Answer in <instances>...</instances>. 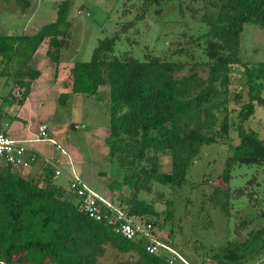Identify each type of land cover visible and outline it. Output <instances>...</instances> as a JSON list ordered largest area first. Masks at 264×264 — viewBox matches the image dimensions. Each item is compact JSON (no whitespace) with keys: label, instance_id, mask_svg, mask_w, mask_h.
Segmentation results:
<instances>
[{"label":"trees","instance_id":"1","mask_svg":"<svg viewBox=\"0 0 264 264\" xmlns=\"http://www.w3.org/2000/svg\"><path fill=\"white\" fill-rule=\"evenodd\" d=\"M3 1H21L22 11L29 7L28 0ZM70 1L61 0L55 21L35 34L0 35V75L6 77V84L14 78V84L22 91L20 100L11 97L13 103L23 105L31 84L41 76L39 70L30 66L39 47L47 41L45 56L53 62L59 61L62 51L68 48V34L63 27L68 26ZM162 1L168 2L145 0L144 5L158 7ZM223 1L216 17L203 16L202 21L208 24L206 32L197 36L182 33L187 37V47H178L170 54L152 55L147 51L143 60L127 52L114 56L116 35L100 40L89 61H77L69 67L64 84L69 93L59 95L60 104L67 101L69 94L94 96L101 86L109 88V132L105 144L110 160L124 172L115 183L118 188H130L131 196L119 194L113 199V182L111 199L99 194L112 205L110 210L105 209L115 220L110 225L90 219L69 188L67 192L55 185L50 169L44 167L34 179L0 161V264H33L31 259L37 264H183L172 260V254L163 248L148 253L144 239L127 240L116 228L120 222L130 221L150 224L154 229V217L168 221L173 213L171 201L167 204L172 210L160 213L152 204L140 200L139 193H149L153 183L174 191L180 189L202 148L227 143L231 127L235 128L238 143L227 145L230 155L221 170L226 185L234 167L264 165V141L246 128L256 108H264V62L248 66L239 57L244 26L255 24L264 32V0ZM161 12L156 9L155 14ZM183 57L185 61L179 60ZM236 66L243 69L245 79L241 92L229 90ZM205 67L207 75L202 77L199 69ZM185 69L187 74L176 76ZM231 101L240 105L233 124ZM161 155L169 156L168 172L161 171ZM262 170L257 171V176ZM209 178L212 177L205 176L203 184ZM225 189L214 188L212 195L229 190ZM263 202L264 194L261 197L257 191V203ZM224 213L230 217V212ZM257 218H264V212H257ZM247 222L245 219L237 223L232 239L202 254L199 264H244L256 258L258 261L264 252V223L243 232ZM164 244L172 248L169 241ZM202 247H194L196 254Z\"/></svg>","mask_w":264,"mask_h":264},{"label":"rangeland","instance_id":"2","mask_svg":"<svg viewBox=\"0 0 264 264\" xmlns=\"http://www.w3.org/2000/svg\"><path fill=\"white\" fill-rule=\"evenodd\" d=\"M28 1L29 7L22 11L21 1L0 0V35H32L55 21L61 0ZM144 1L71 0L66 20L68 26L63 27L68 34V48L62 51L59 61L53 62L45 56L47 41L39 47L30 66L39 70L41 76L24 108L11 101L13 94L17 100L22 94L13 82L14 78L6 84V77L0 75V95L4 98L0 130L4 123H12L17 133L28 129L33 137L38 138L39 126L46 125L48 139L33 143L35 153H30L38 156L43 164L36 165L40 173L43 167L62 173L61 177L53 180L57 186L66 187L67 171L70 169L88 188L110 197V184L124 176V172L110 160L105 144L109 132L108 86H101L100 92L94 96L69 94L64 104L59 103V95L66 92L63 84L68 81L70 65L77 61H89L100 40L116 35L114 56L127 52L143 60L147 51L152 55L170 54L178 47H187V37L182 36L184 31L188 36L206 32L208 24L202 21L203 16L216 17L224 3L223 0H168L162 1L158 7H148ZM156 9H162V12L157 15ZM192 9L194 13H191ZM239 57L248 66L264 62V32L259 26H244ZM179 60L185 61V58ZM56 64L59 66L55 77ZM242 71L241 67H233L231 92H241L245 80ZM185 74L186 69L176 76ZM199 75L206 77L207 68L199 69ZM239 106L230 102L232 124L236 122ZM246 128L258 133L264 141V108H256L255 114L246 122ZM229 137L227 143L219 142L202 148L180 189L174 191L153 183L149 193H139L140 200L152 204L160 213L172 210L167 204L172 202L173 213L168 221L161 222V217L153 218L156 223L154 238L160 243L169 241L172 248L191 263L202 261L201 255L208 253L210 248L217 249L227 244L232 239L236 224L242 220L248 221L243 232L264 223V218H257V212H264V202L257 203V191L261 197L264 194V165L259 168L236 166L227 185L222 179V165L230 155L227 145L238 143L234 127H231ZM160 162L161 171L168 172L169 156L161 155ZM260 169L263 170L257 176ZM205 176L212 177L207 184H203ZM257 179L260 184L258 190ZM114 186L113 199L119 194L127 198L131 196L130 188H118V183ZM217 187L229 190L212 195ZM224 212H230V217ZM196 246H203L198 254L194 250ZM31 262L37 264L34 259ZM244 264H264V252L258 261L256 258Z\"/></svg>","mask_w":264,"mask_h":264},{"label":"built area","instance_id":"3","mask_svg":"<svg viewBox=\"0 0 264 264\" xmlns=\"http://www.w3.org/2000/svg\"><path fill=\"white\" fill-rule=\"evenodd\" d=\"M1 105L2 98L0 96V120ZM38 132L39 134L37 141L48 139L46 125L41 124L38 128ZM50 141L53 142L52 140ZM35 160L36 156L30 153L26 148V141L14 140L7 136L5 132L0 130V161L11 165L13 168L24 170L28 168ZM55 175H59V173L56 172ZM69 190L77 197L80 203V209L90 219L96 221H107L110 225L115 224V220H113V218H111L106 213V210H110L112 208L110 202L83 184L74 173L72 176V181L69 184ZM118 219H120L119 216ZM153 230L154 229L150 224L138 225L133 224L130 221L120 222L116 228V231L127 240H137L141 238L144 239L146 241L145 249L150 254L156 253L160 248H163L172 254V260L178 259L183 264H192L180 254H178L173 248H170L164 243L158 242L154 238ZM201 264L215 263L206 261L205 263Z\"/></svg>","mask_w":264,"mask_h":264},{"label":"crops","instance_id":"4","mask_svg":"<svg viewBox=\"0 0 264 264\" xmlns=\"http://www.w3.org/2000/svg\"><path fill=\"white\" fill-rule=\"evenodd\" d=\"M54 73H55V70H54ZM37 81H35L34 83L31 84L30 91H29L26 99L24 100L23 105L20 106L21 109L25 107L26 100H27L28 96L31 95V94H33V92L35 91V89L37 87L36 85L38 84ZM55 83H59V82H54V84ZM63 88L65 89V85H64ZM65 90H66V92L69 93V88H66ZM99 92H100V89H99ZM14 96L16 97V95L13 94L12 95V98ZM12 98H11V101H12ZM2 113H3V105L1 106V117H2ZM16 117H18L17 114H16ZM13 123H18V122H13ZM0 124H1V120H0ZM15 130H17V129L14 127V125L12 126V123H9V124L8 123H4L3 124L2 131L5 132L7 134V136H9L10 138H12L14 140L26 141V145H27V148H28L29 152L35 153L32 146H33V143H36L37 142V138L33 137V134H31V132L28 129L24 133H21V134L20 133H17ZM36 165H39V166H42L43 165L41 163V161H40V159H39L38 156L36 157V160L33 161L28 168H26L24 170H17V171H19L23 176L25 175V177H28V178H36L37 179L42 172L40 173L39 168L37 169L36 168ZM43 168H42V170H43ZM56 172H58L59 175H55ZM67 173H68V176H67L68 177V179H67V185H66V187H63V188L68 192V188H69L68 182L71 181L74 172L69 169L67 171ZM61 176H62V173L61 172H59L58 170H55L54 171V178H57L58 179Z\"/></svg>","mask_w":264,"mask_h":264}]
</instances>
